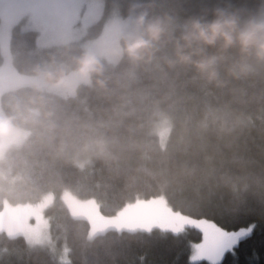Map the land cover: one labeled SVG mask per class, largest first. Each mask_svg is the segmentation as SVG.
Returning a JSON list of instances; mask_svg holds the SVG:
<instances>
[{"label": "trees", "instance_id": "obj_1", "mask_svg": "<svg viewBox=\"0 0 264 264\" xmlns=\"http://www.w3.org/2000/svg\"><path fill=\"white\" fill-rule=\"evenodd\" d=\"M113 3L123 15L161 17L166 30L144 58L133 61L123 50L114 62L99 55L100 72L77 82L73 92H45L52 127L33 149L29 184L18 191L0 180V212L49 197L43 213L51 246L30 245L22 226H0V264H260L264 61L235 46L199 45L190 56L209 59L210 76L178 60L176 47L183 44L178 35L188 18L208 19L216 7L245 17L259 13L264 0H104L86 37L100 33ZM37 34L19 23L11 27L15 69L34 74L36 65L55 61L65 74L73 70L71 57L85 50L81 42L39 47ZM29 91L25 84L1 92V111ZM162 119L169 124L163 141L155 130ZM157 197L187 218L180 230L150 216L140 225L124 219ZM75 198L92 199L95 212L116 222L90 235L93 214L80 212L85 206ZM199 241L209 251L191 260V244Z\"/></svg>", "mask_w": 264, "mask_h": 264}, {"label": "clouds", "instance_id": "obj_2", "mask_svg": "<svg viewBox=\"0 0 264 264\" xmlns=\"http://www.w3.org/2000/svg\"><path fill=\"white\" fill-rule=\"evenodd\" d=\"M165 30L164 19L146 18V13L141 11L132 17L128 29L122 33V50L133 61L144 58ZM178 39L183 44H177L176 58L191 61L200 70H207L210 76L213 74L209 67L211 61L192 60L190 56L199 45L216 44L221 49L235 46L245 57L264 61V12L240 17L216 7L208 19L188 18ZM71 61L73 71L83 80L101 70L96 57L87 50L72 56ZM244 67L241 65L240 70ZM33 73L31 91L13 98L8 110L0 112V180L13 184L18 191L30 182L27 169L31 167L34 147L43 143V132L52 127V112L45 92L73 86L64 65L55 61H49L46 66L36 65Z\"/></svg>", "mask_w": 264, "mask_h": 264}, {"label": "rangeland", "instance_id": "obj_3", "mask_svg": "<svg viewBox=\"0 0 264 264\" xmlns=\"http://www.w3.org/2000/svg\"><path fill=\"white\" fill-rule=\"evenodd\" d=\"M104 0H0V51L2 62L0 64V94L4 90L14 88L19 85H31L34 74H27L15 69L11 61L9 48V35L13 24L19 23L24 29H35L38 34L36 44L39 47L50 46L67 42L71 39H78L85 50L92 53L95 57L104 55L109 61H116L122 51L120 42L122 33L128 29L133 14L131 12L123 15L118 6L114 3L105 15L100 33L95 37H86L90 25L98 19L103 12ZM264 12V3L260 5L259 13ZM43 66H46L45 64ZM72 81L73 86L77 82L88 81L79 78L73 70L66 74ZM73 86L56 90L62 94L71 93ZM0 112L1 109H0ZM156 132L161 141L165 140L169 130L168 121L162 119L156 124ZM49 197L24 208H14L6 212H0V226L15 227L22 226L24 235L28 243L32 246L49 245L51 246L48 231V221L43 209L50 201ZM76 199V198H75ZM48 200V201H47ZM47 201V202H46ZM76 201L85 206L79 209L87 215L93 214L89 227V234L102 231L116 222L109 219L107 222L92 208V199H81ZM90 202V203H89ZM151 202V201H149ZM88 203V204H87ZM164 215L160 219L159 207ZM36 210V211H35ZM156 216L154 217V211ZM73 215H79L72 208ZM137 213V214H136ZM133 216H124V219H132V225L144 224V220L150 216L161 222L165 228L172 227V230H180L178 224L184 223L185 216L177 211H173L163 197H157L154 204H147L146 208L136 212ZM28 215L32 219L26 220ZM138 219V220H136ZM160 219V220H159ZM113 220V221H112ZM27 221L25 224H22ZM124 220L123 222H130ZM109 224V225H108ZM226 242H232L225 240ZM202 241L191 244L190 259L195 260L200 253H207Z\"/></svg>", "mask_w": 264, "mask_h": 264}, {"label": "snow or ice", "instance_id": "obj_4", "mask_svg": "<svg viewBox=\"0 0 264 264\" xmlns=\"http://www.w3.org/2000/svg\"><path fill=\"white\" fill-rule=\"evenodd\" d=\"M243 241H239L236 245V247H239V244L242 243ZM260 264H264V257L261 258Z\"/></svg>", "mask_w": 264, "mask_h": 264}]
</instances>
